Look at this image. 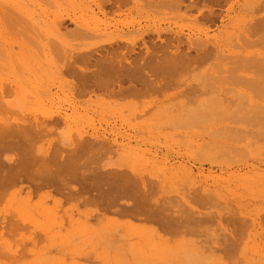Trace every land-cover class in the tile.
Listing matches in <instances>:
<instances>
[{
    "label": "bare ground",
    "instance_id": "1",
    "mask_svg": "<svg viewBox=\"0 0 264 264\" xmlns=\"http://www.w3.org/2000/svg\"><path fill=\"white\" fill-rule=\"evenodd\" d=\"M130 1L135 3L134 7L125 12L124 6ZM225 1L229 2L190 0L187 4L186 0H90L81 4L85 15L74 11L65 19V14L59 13V27L64 26L71 39L101 38L105 42H115L103 50L100 47L101 52L96 55L58 47L57 42L46 36L44 53L51 55L54 51L64 63L59 66V72L78 77L71 90H77L76 94L100 93L103 101L114 99L113 94H118L121 100L147 93L165 94L177 84L175 82H185L186 77L194 80L207 78L213 72H224L219 75L224 78L222 83L225 78L226 82L233 80L231 84L234 81L247 85L264 83V0H245V5L241 3L243 6L232 5L227 11L240 14V20L234 22L241 25L239 30L224 29L223 35L211 37L208 23L223 22L225 15L216 6L222 7ZM247 1L253 2L251 11L248 6V10L245 8ZM154 5L175 7L178 13L183 12L182 15L197 8L196 19L207 23L203 36L187 42L189 47L185 49L186 38L181 34L166 39L162 36L159 42L155 37L145 38L150 31L131 28L119 21L122 16L127 18L130 14L134 19L141 16L143 12L139 6ZM67 20L75 25L74 29L69 28ZM14 21L19 22L9 19L1 20V23ZM58 37L62 38L59 34ZM140 42L144 50L139 46ZM52 43L53 49H50ZM214 55L217 58L212 62ZM191 88L181 94L195 93L197 89L196 94L201 95L197 96H204L200 87ZM224 93L219 100L228 95ZM246 94L243 97L250 96ZM238 97H242L241 94L235 98ZM6 108L0 101V111ZM150 116L147 119L155 117L152 114L151 119ZM46 118L49 124H54L61 117ZM165 119L166 116L162 120L167 121ZM47 124L34 118L14 123L0 115V247L8 251L6 255L12 264H264V248L248 249L247 245L238 250L237 245L233 246L231 236H226L228 244L221 247V252L220 247L216 249L199 238L185 240V234L198 236L202 233L200 225L215 219L214 211L206 213L201 210L205 205H212L216 198L198 193L193 200L203 209L198 210V205L185 200L186 209L182 204L181 210L175 214L172 210L177 199L169 197L162 202L156 197L157 187L131 160L119 159L116 163L91 166L90 162L112 153L117 145L106 138L79 139L63 132L60 134L61 147L51 151L47 146L52 144V139L47 137L50 130ZM158 187L162 189L164 186L159 184Z\"/></svg>",
    "mask_w": 264,
    "mask_h": 264
},
{
    "label": "rangeland",
    "instance_id": "2",
    "mask_svg": "<svg viewBox=\"0 0 264 264\" xmlns=\"http://www.w3.org/2000/svg\"><path fill=\"white\" fill-rule=\"evenodd\" d=\"M89 1L0 0V101L7 107L6 110L0 111V115L14 123L33 118L48 123L50 130L47 131V137L52 139V144L46 145L51 151L61 147L60 134L63 132L79 139L92 136L99 140L108 139L117 145L114 151L90 162L91 166L116 163L119 159L131 160L140 171L147 174L153 186L157 187L156 197L162 202L169 197L177 199L172 210L175 214L181 210L182 204L185 206V200L191 205H198L197 209L201 210L203 206L193 200L198 193L216 198L212 205H205V209L203 207L201 210L206 213L214 211L215 219L204 221L200 225V235L185 234V240L190 241L192 237L193 240L199 238L208 245L220 241V244H224L227 232L232 234L238 250L245 249L246 245L248 249L254 247L253 249L263 250L264 83L239 85L234 81L231 84L233 80L226 82L227 78L222 83L223 76L219 75L224 72H211L212 75L206 76L207 78L200 77L198 80L186 77L183 84L175 82L177 84L167 92L168 95L150 93L151 98L147 93L142 97L121 100L118 94H113L114 99L103 101L100 93V96L98 93H83L84 96L82 93L76 94L78 91L71 90L70 87L76 85L78 77H69V74L66 76L65 73L59 72V66L64 63L56 57L54 51L51 55L44 53V41L47 40L44 38L48 36L51 41L57 42L58 47L72 49L75 53L82 51L98 55L100 49L112 45L111 42L115 40L105 42L101 38L71 39L66 34V28L59 27V13H64L65 19H68L67 14L74 11L85 15L87 13L81 4H87ZM188 1L190 0H186V3ZM228 1H225L222 7L216 6L225 18L223 22L218 20L220 23H208L211 25V37L215 34L223 35L224 29L238 31V26H241L234 23L240 20V14L232 10L229 13L227 10L232 5H245V0ZM247 2L245 8L248 6L251 11L253 2ZM134 4L133 1L126 4L125 12H130ZM155 6H139L138 9L143 12L141 16L134 19L130 14L127 18L122 16L119 21L131 28L134 26L135 29L150 31L149 35L145 36L148 39L155 37L158 41L177 37V34L182 35L187 39L185 47L183 46L185 49L189 47L191 40L203 36L207 23L196 19L197 8L193 9L194 11H185V15H182L183 12L178 13L175 7ZM258 13L254 14L258 17ZM9 19H17L19 22L1 23V20ZM67 21L69 28L74 29L75 25ZM227 23L231 26L229 24L226 27ZM152 30L157 31L152 33ZM58 34L62 38L57 39ZM67 38L69 40H65ZM233 39L234 37L231 41ZM53 45L54 43L50 45V49H53ZM139 46L145 49L142 42ZM216 58L214 55L212 62H215ZM216 76L219 78L216 79ZM193 87H200L204 96L199 97L201 95L196 94L197 89L193 94H181ZM203 87L207 88V91ZM214 88L224 90L221 89L220 92ZM235 91L241 93L236 94ZM223 93L225 103L218 99L219 96L222 98ZM246 93L251 97H243ZM240 94L242 97L236 99ZM228 97L234 98V101ZM133 104L135 108H132ZM55 115L56 118H61L56 119L57 123L49 124L46 117ZM149 116L153 120L147 119ZM165 116L167 121H163ZM159 184L164 186V189H160ZM29 245L27 244V247ZM0 250V264H12L6 255L8 251L4 247H0Z\"/></svg>",
    "mask_w": 264,
    "mask_h": 264
},
{
    "label": "crops",
    "instance_id": "3",
    "mask_svg": "<svg viewBox=\"0 0 264 264\" xmlns=\"http://www.w3.org/2000/svg\"><path fill=\"white\" fill-rule=\"evenodd\" d=\"M226 236H231L232 238H233V236H232V234H228L227 232H226ZM226 236L224 237V241H225V243L224 244H220V242L219 243H215V244H213L214 245V247L217 249V248H219V252H221L222 250H221V247H226L227 246V241H226ZM220 244V245H219ZM235 245H237V243L235 242V240H234V238H233V246H235ZM247 246V245H246Z\"/></svg>",
    "mask_w": 264,
    "mask_h": 264
}]
</instances>
